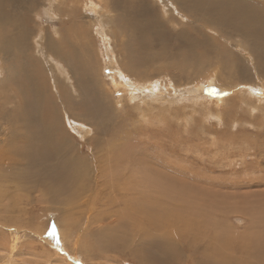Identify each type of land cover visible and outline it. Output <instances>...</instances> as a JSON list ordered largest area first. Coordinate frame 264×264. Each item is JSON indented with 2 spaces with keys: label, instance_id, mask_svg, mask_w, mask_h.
I'll use <instances>...</instances> for the list:
<instances>
[{
  "label": "bare ground",
  "instance_id": "bare-ground-1",
  "mask_svg": "<svg viewBox=\"0 0 264 264\" xmlns=\"http://www.w3.org/2000/svg\"><path fill=\"white\" fill-rule=\"evenodd\" d=\"M99 2L0 0V182L12 186L19 215L60 212L53 227L49 219L34 235L62 249L75 231L64 216L86 212L97 235L111 234L103 250L138 264H264V210L228 203L235 194L260 203L264 190L225 191L209 214V193L192 185L206 178L228 180L229 188L264 186V116L253 130L252 121L238 119L246 108L254 117L261 108L254 103L264 101V7L250 0ZM42 5L49 20L59 15L53 31L30 26ZM78 19L106 40L109 87L87 55ZM186 20L197 37H189ZM168 24L181 29L172 34ZM183 99L193 105L184 110ZM136 100H143L139 107L130 104ZM202 102L229 104L215 132L196 124ZM192 166L203 171L187 170ZM234 213L248 217L244 231L227 223Z\"/></svg>",
  "mask_w": 264,
  "mask_h": 264
},
{
  "label": "rangeland",
  "instance_id": "rangeland-1",
  "mask_svg": "<svg viewBox=\"0 0 264 264\" xmlns=\"http://www.w3.org/2000/svg\"><path fill=\"white\" fill-rule=\"evenodd\" d=\"M95 1L99 5V3H100L99 0H95ZM250 1H252L254 3L257 2L256 3L257 5L264 7V0H259V1L258 0H250ZM40 3H43V2H40ZM81 4L79 5L80 7H81ZM37 10H39L38 14H36V13H35L36 15H34L33 13L31 14V16L34 15V22H31L30 26H32V25L36 26L37 24H40L44 28L45 27L47 28V26L51 25V31L55 30L57 27L56 22L58 21V19L55 20L56 22H52V20L55 18H58L59 15L57 16V14H55L53 19L49 20L50 19L49 16L44 13L43 5L39 6L37 8ZM63 11H64V9H63ZM101 12H103V9L102 8L98 9V13H101ZM87 15L88 14H86V16ZM89 16L90 15H88L87 17H89ZM89 18H92V17H89ZM77 21L79 23H81V25L83 27L79 30L78 33L80 34L81 37L83 36V38H87V41H85V42L88 43L89 49L92 52V54H90V55L87 54V55L90 58H92V60L94 61V64H95L94 67L97 71V76L100 77L101 80H102V78H105V79H103L104 81L107 79L108 81L111 82V79L107 78L108 77V71H106V68L108 67V65H107V62H108L107 51L109 49L107 47V44L105 43L106 40L103 37H101L100 34L96 33V31H95L96 29L94 27H91L88 23L85 24L84 23L85 21H83V19H78ZM186 21L184 23H185V25L188 26L187 28H188L189 37H192V38L197 37L198 34L195 31H193L190 27V21L189 20H186ZM168 28L172 32V34H174V33L176 34L177 31L181 29V27H179V26L173 27L171 24H168ZM200 30L204 34H206V36H208L210 39H212V40L215 39V40L220 41L218 38H216L214 36V34L212 32H210V31L206 32L205 27H203V26L200 27ZM111 46L113 47L114 50L116 49V51H117L118 48H115L116 45H115V43H113V41H111ZM236 52L237 51L235 49H233V48L231 49V53L234 54ZM34 57L40 58L41 55L38 54L36 52V50H34ZM15 61L17 62L18 65L20 64L19 60L16 59ZM11 65H12V56L10 57L9 67H12ZM102 71H103V73H102ZM107 80L105 81V84H106V87H109ZM54 91L55 90H52V92H54ZM262 91L263 90H259V92H262ZM116 92L117 93H115V96L118 98V101H120V98H122L123 95L120 94V92H121L120 89H116ZM179 93L181 94V92H179ZM254 94H255L256 98H262V96L259 97L260 95H258L257 92H255ZM252 95H253V93H252ZM110 96L113 97L112 94H110ZM244 96H246V95L244 94ZM143 100H145V99H143ZM143 100H136L135 103H130V104L131 105L137 104L138 105L137 107H139L141 101H143ZM254 101H256V100H254ZM58 103L60 104L59 100H58ZM179 103H181V105L179 107L184 108V110L193 105L188 100H184V99H183V101H180ZM202 103H203V106L200 107L201 110H199V115L202 117L199 119V117H198L199 115H197L198 118L196 119L197 120L196 124L201 129V131H204L205 130L204 128H207V130L215 132L214 131L215 129H218V127L220 128V126H218L219 119L222 118L220 114L223 112V109L226 108L227 105H229V104L225 103V104L216 106L214 104H208L205 102H202ZM121 107H122V105H120V104L117 106V108H121ZM254 107H256V108L261 107V108H257L255 110L256 112H254V113H256V114L254 115V117H252L253 115L251 117H249L250 115L248 113L249 111L247 108H246V111H247L246 115L247 116L249 115L248 117L247 116L241 117L238 114L235 115V116L241 117V118L237 117L238 119L246 118L247 121L249 119V121H248L249 123L251 121H252V123L256 122L257 124L253 123V126H251L252 127V128H250L251 130H253L255 124L258 125L259 123H262V117L264 116L263 115L264 114V101L263 102L262 101L255 102ZM236 108L237 109L235 110L236 111L235 113H237V110L239 111V109H238V108H240L239 105ZM232 115L234 116V114H232ZM202 120H203V123H202ZM64 125H66V129H67L69 134L80 139L79 136L77 135V133L75 132V130L73 129V127L69 123H67V121L64 122ZM221 129H223V128H221ZM256 130H257V128H256ZM260 130L264 131V125H262ZM170 131H171V133H180L181 132V130H179L178 128H172ZM218 131H221V130H218ZM244 133L245 134L248 133V135L252 134L251 132H244ZM252 135H254V134H252ZM254 139H257V136H254ZM210 140H214V138H211ZM80 141L79 142L77 141V143H80ZM90 151H91L90 147L86 149V153H90ZM187 168H189L187 170H190V169L193 170L194 169L197 171H203V170H201L197 167H193V166L187 167ZM193 173H194V171H193ZM208 174H209V172H208ZM218 174L219 173H217V172L215 173V175H218ZM243 176L245 178L250 177V176H247L245 174H243ZM7 177L9 178V173H8ZM228 182H229L228 180L226 182H224L223 180L211 181V180L205 178V181H204V179H202V180H200V182L197 181L196 184L195 183L192 184L194 187L196 186L195 188H202L203 191H205L206 193H209V194H207V197L209 199L206 203V207L209 211V214H211V211L217 210L216 208H214L212 206V203H216V202H213L212 199H214L215 197L217 198V196H218L217 199H222V197H223L222 193H224L225 191L229 190L231 193H239L240 192L241 195H245L246 192H249V191H262V190H264V186H262L261 188H259V187H257V188H255V187H252V188H246V187L229 188L228 187L229 185L227 184ZM3 183L0 182V188H1L0 189V203H1L0 204V212H1L0 213V222H2V224H3V222L5 221V224H7V226L9 225L10 227H12V226L16 227V225H18L20 228H18V230L15 231V230H12V228H10V230H9L7 228L0 227V264H138V262L135 259H133L132 257H129L127 254L125 255V254L118 253L115 251H104L103 250V246L105 245L104 243L108 240L111 241V234L104 231V232H100L99 235H97L96 231L98 230V228L94 224L92 219H87L90 216V214L86 213V212L83 213L82 216H80V212H75L73 215L64 216L66 219L68 217L69 218L71 217L72 222L75 221V222L71 223L70 220L68 221V219H67L68 227L69 228L73 227L75 231L72 229L74 231L72 234V239L65 244L66 247L64 249H62L58 246L56 247L55 246L56 243L52 241L53 239L50 241L49 239H47L46 235H45V237L43 236V234H41L39 236L34 235V232L36 230L35 227H38L39 225H42V224H43V226L46 225L47 224L46 222H48L49 219L51 220V226L53 227L57 223V221L62 217V214L59 212L58 216L55 215V216H51V217H48L49 216V214H48L44 218L41 216V212L38 210V211H32L31 215L20 216L18 213L17 207L14 205V203H12V195H11L12 194V186L10 185V183H7L8 185L5 184V182H3ZM233 190H235V192H232ZM236 190H239V192ZM10 195H11V197H10ZM209 195H210V197H209ZM232 197L234 198L233 200H235V201L232 200L231 201L232 203L231 202H228V203L233 204L234 202H236L233 205L238 204V205H236L238 211H241L247 207L245 202L249 205L250 208H252L254 210V212H260L259 210H261V212H262L264 210V203H263L264 200H260V203H258L257 198H252V199H248L245 201V199L239 198L238 194L232 195ZM198 198L201 199V196H198ZM81 201H83V200L79 199L78 202L81 203ZM220 201H222V200H218V202H220ZM74 202H72V203H74ZM228 203L222 204V209L225 210L227 208V206L229 205ZM261 204H263V205H261ZM39 205H41V204H39ZM256 208L257 209L259 208L258 211H256L257 210ZM86 210H88V209H86ZM77 213H79V214H77ZM228 217L229 218L227 219V223L236 225L238 227L239 231H244V229L246 228V224L248 223V220H247L248 217L241 215V214H238V213H234ZM39 218H40V220L37 221ZM77 218H81V219L78 220ZM79 221H82V222L86 221L85 226H87V227L89 226V228H90L89 232L88 231L82 232V230H81L82 227H85L83 224L84 222L83 223L81 222L80 223L81 226H80V225H78ZM59 225L63 226L64 224L62 222V224H59ZM23 226H25V227H23ZM69 228H68V230L70 232ZM101 233L103 234L102 236H101ZM52 234H53L52 237H54V241L58 240V233L52 232ZM94 234H96V235H94ZM76 236L80 237V239H81L80 244H77L79 242L75 241ZM94 237H96L97 240ZM105 237H106V240H105ZM99 244L100 245L104 244V245H102V247H101Z\"/></svg>",
  "mask_w": 264,
  "mask_h": 264
}]
</instances>
